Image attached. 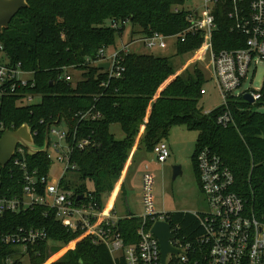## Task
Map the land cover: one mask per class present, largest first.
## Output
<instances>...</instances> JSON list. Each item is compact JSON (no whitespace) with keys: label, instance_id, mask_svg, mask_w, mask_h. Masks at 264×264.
I'll return each instance as SVG.
<instances>
[{"label":"trees","instance_id":"16d2710c","mask_svg":"<svg viewBox=\"0 0 264 264\" xmlns=\"http://www.w3.org/2000/svg\"><path fill=\"white\" fill-rule=\"evenodd\" d=\"M0 32L1 52L12 64L32 72L34 87L24 92L39 95L40 102L18 107L15 96L1 98L0 111L5 126L16 130L26 124L34 144L42 147L45 131L58 119H66L70 129L76 128L77 139L87 138L84 149L74 148L70 164L79 185L61 181L65 190L80 195L90 193L100 208L113 190L124 164L139 135L138 146L152 152L165 141L170 129L182 125L196 132L192 163L196 176L195 156L208 149L218 155L234 178L233 192L247 201L257 218H264V75L260 98L252 103L243 95L229 96L227 106H219L208 113L198 107L200 90L207 82L203 71L193 66L191 71L175 75L177 69L169 57L152 54L127 53L123 56L124 72L118 79H107L96 66L86 64L95 59L102 47H113L123 27L105 26L107 21H127L140 37L159 33L174 37L188 26L189 10H178L184 0H27ZM229 0H220L213 7L215 30L212 33L214 53L233 51L245 46V37L232 30L233 20ZM202 43L200 35H186L176 39V56L195 52ZM69 68L80 71L81 79L65 82L62 76ZM169 83H168V82ZM168 85L161 91L165 83ZM105 83L104 86H101ZM166 83V84H167ZM158 92V93H157ZM94 107L101 114L96 121L79 120L76 116ZM228 110L232 123L222 127L217 117ZM117 124L124 138L116 140L110 126ZM26 169L38 176H46L51 161L46 153L26 155ZM24 172L10 164L0 167V190L9 198H21ZM85 180L92 183L86 188ZM168 222L178 225L183 235L200 233L197 220L189 213L168 212ZM141 220L135 216L118 219L115 225L125 246L137 243L136 230ZM35 228L46 231L49 243H38L29 248L28 264H44L51 255L74 240L79 231L65 229L53 210L42 206L18 213L4 214L0 228ZM10 250V249H9ZM49 264H112L107 248L86 237Z\"/></svg>","mask_w":264,"mask_h":264},{"label":"built area","instance_id":"2783aa9c","mask_svg":"<svg viewBox=\"0 0 264 264\" xmlns=\"http://www.w3.org/2000/svg\"><path fill=\"white\" fill-rule=\"evenodd\" d=\"M218 1L220 0H201V11L189 10L187 28L174 37L181 41L186 35L202 37V43L195 52L197 61L202 62L206 57L209 58V79L220 95L221 106L226 107L229 96L248 94L246 91L233 95V92L241 87L249 71L250 75H254L256 65L264 64V0H229L233 7L228 14L233 20L232 30L245 37V46L242 49L214 53L212 33L215 30V22L212 9ZM125 23L128 22L110 21L109 27L118 29V25L122 28ZM167 38L169 37L153 33L135 41L148 49H164ZM128 46L129 44L119 48L102 47L94 60H85L86 64L96 67L106 64L107 69L100 71L106 74L108 80L118 79L124 72L123 56L128 53ZM66 71L60 79L71 82V77ZM25 76L29 78L25 79ZM104 85L105 83H102L101 86ZM33 87L32 72L22 70L20 64H12L5 56L0 60V102L2 97L10 95L16 97L15 104L18 107L34 104L35 99H40L39 95L23 91ZM200 94H206L204 88L200 90ZM250 95L253 101L260 98L257 93ZM76 116L84 121H96L101 118V114L95 111L94 107ZM57 121L46 128L48 142L45 153L52 162L48 151L62 152L59 161H68L65 169L67 172V169L75 168L70 164L72 150L84 149L89 140L77 139V130L74 127L73 130L70 129L68 120L62 118ZM61 121L66 125L65 130L52 128ZM216 123L222 127L231 124L229 111L225 110L219 115ZM5 131L15 130H9L5 126L0 111V139ZM51 135L56 139L54 142L49 139ZM63 143L64 147L61 145ZM152 153L158 163L165 162L170 154L165 141L156 144ZM26 155L27 150L18 145L9 160L8 164L11 163L13 167H18L24 172L22 196L9 198L0 190V222L6 213L14 214L36 206L45 207L54 211L56 219L65 229L80 232L71 242L76 244L90 237L92 242L104 244L112 264H161L159 243L150 230L154 223L163 222L170 227V245L179 251L178 254L168 253L165 264H264V218H257L248 207L247 201L233 192L234 178L229 168L218 155L206 148L198 151L194 160L196 180L208 210L205 213H189L197 220L200 233L183 235L178 225L171 227L166 213L154 212L151 193L153 178L144 174L141 178L143 214L135 216L141 220L136 230L138 241L128 246H125L115 229L118 219L112 212V207L106 209L103 204L100 208L90 193L77 195L72 190H65L61 183L64 181L63 177L57 182L48 183L47 175L38 176L36 171L27 172ZM49 241L43 229L19 227L4 231L0 228V264H28L29 248Z\"/></svg>","mask_w":264,"mask_h":264},{"label":"rangeland","instance_id":"374dc122","mask_svg":"<svg viewBox=\"0 0 264 264\" xmlns=\"http://www.w3.org/2000/svg\"><path fill=\"white\" fill-rule=\"evenodd\" d=\"M200 2L201 0H184L183 5L179 6L178 10L201 11ZM196 5L197 7H195ZM105 26L109 27L110 21L105 22ZM117 28L120 29V25H118ZM135 30L136 28H132L129 23H125L121 34L116 35L115 44L112 48H119L121 45L129 44V53L152 54L158 57H169L173 66L177 69L178 74L175 75H179L185 70L191 71L193 66H198L207 79V82L202 87L205 89L206 94L202 95L198 107L203 113H208L221 106L222 100L220 95L209 79L210 70L208 69V57L202 62L197 61L195 53L197 50L187 56H176L175 37H169L165 40L166 48L164 49H148L142 43L135 41L140 38L138 34L134 33ZM3 59L4 55L0 52V60ZM66 73L70 75L72 84L81 79L80 71L69 68ZM250 74L249 71L247 77L242 81L241 87L238 90H235L233 95H238L239 93L246 91L260 90L264 75V64L260 63L256 65L254 75ZM24 78L28 79L29 76H25ZM39 102V98L34 100L35 104ZM255 110L259 113H264V107ZM65 127L66 125L63 121H61L60 124L52 126V128H55L56 130H65ZM110 132L116 140H122L124 138V135L117 124L110 126ZM49 139L53 142L56 140L52 135L49 136ZM195 140L196 132L187 130L182 125L173 126L165 139V142L169 147L170 156L163 163H158L155 155L151 151L146 150L142 146H138L134 154L131 156L130 163L126 168L123 183L124 194H120L116 199L118 215H122L121 211L124 210L126 205H128L131 212L137 216L143 214V208L141 205V178L144 174H149L153 178L151 193L155 213H205L208 210V206L204 196L200 192L191 158L195 149ZM61 145L64 147V143ZM48 154L52 157V162L47 172L48 183L57 182L62 177L72 185H79L82 183L79 182L74 172L65 171L68 161L66 159L59 161V158L62 157V152L49 150ZM175 166L180 167L181 174L173 179L172 172L173 167ZM118 180L113 185V189L116 186L115 190H112L113 192L111 191V193H109L108 197L111 196L110 201H112L117 193L118 185L116 184ZM83 183L86 185V188L92 189V183L87 180ZM74 246L75 242L69 243L67 247H62L58 252L51 255L46 262L49 264L55 261Z\"/></svg>","mask_w":264,"mask_h":264},{"label":"water","instance_id":"95a60500","mask_svg":"<svg viewBox=\"0 0 264 264\" xmlns=\"http://www.w3.org/2000/svg\"><path fill=\"white\" fill-rule=\"evenodd\" d=\"M27 0H0V32L8 28L11 20L17 13L27 7ZM99 70L107 69L106 64H100L97 67ZM168 83L165 85V87ZM163 87L161 90H163ZM243 99L249 103L253 102L250 94H244ZM58 122V121H56ZM47 129L45 131L44 144L42 147H37L34 144L31 130L26 125H21L15 131H5L0 139V167H5L11 159L16 146H21L27 150L29 156H34L38 153H45L47 148ZM180 167H173L172 178L180 175ZM151 233L157 239L161 251V264H165V257L168 253L178 254L179 251L170 245L172 234L168 224L163 222H156L151 228Z\"/></svg>","mask_w":264,"mask_h":264},{"label":"crops","instance_id":"0c3cea01","mask_svg":"<svg viewBox=\"0 0 264 264\" xmlns=\"http://www.w3.org/2000/svg\"><path fill=\"white\" fill-rule=\"evenodd\" d=\"M176 74H178V72H176ZM170 82V81H169ZM168 82V83H169ZM165 87V86H164ZM163 88V87H162ZM161 88V89H162ZM161 89H159V91H161ZM142 133H143V127H141V129H140V132H139V135L137 136V138H136V140H135V143H134V145H133V147H132V149H131V152H130V154H129V158L127 159V162H126V164H125V166H124V168H123V170H122V172H121V175H120V177H119V180H118V182H117V184L116 185H118V189H117V193H116V195H115V197L112 199V201H110V197H108L107 199L105 198V200H104V206H105V208L106 209H109L110 207H112V212L113 213H115V217L117 218V219H123V218H126V217H128V216H137L136 214H134L133 212H131V210H130V208H129V206L128 205H126L125 206V208H124V210H122L121 211V213H122V215H118V211H117V209H116V199H117V197L120 195V194H124V192H123V183H124V178H125V174H126V168L128 167V165H129V163H130V158H131V156L134 154V152H135V150L137 149V147H138V141H139V138H140V136L142 135ZM169 148V147H168ZM169 153H170V151H169ZM169 156H170V154H169ZM116 187V186H115ZM115 187H114V189H113V191L115 190ZM112 191V192H113ZM125 200H126V198H125Z\"/></svg>","mask_w":264,"mask_h":264}]
</instances>
